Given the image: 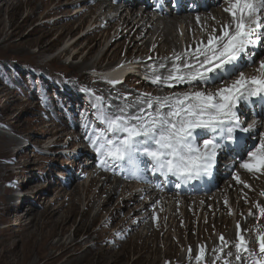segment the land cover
<instances>
[{
	"label": "rangeland",
	"instance_id": "1",
	"mask_svg": "<svg viewBox=\"0 0 264 264\" xmlns=\"http://www.w3.org/2000/svg\"><path fill=\"white\" fill-rule=\"evenodd\" d=\"M112 1L107 0L103 4L100 0H0V264H71L72 261L75 264H86V259L82 262L75 260L84 254L87 244L96 236L87 229L103 203L113 195V188L123 174H129V178L122 180L120 190L107 205V211L100 214L92 231L109 219L127 192L141 195L136 203L138 208L144 205L150 208L149 215L138 228L142 235L147 236L154 231V220L160 222L164 230L172 229L170 242L159 250V254L153 252L157 244L148 237L147 244L151 245V252L139 244L134 250L131 246L129 252L121 258L125 264H132L140 255L144 258V264H174L188 256L189 246L196 256L200 245L219 243L221 234L236 235L237 224L243 230L249 216H252L250 225L255 226L259 222V210L255 205L259 203L264 206V173H252L236 167L233 161L237 156L231 149L223 151L226 152L224 159L230 160V163L223 165L222 162L216 186L209 192H195L196 194H178L176 189H157L155 192L148 189L151 193L146 192V182L150 183L154 177L157 179L155 184L159 187L182 184L180 186H185L190 192L192 190L188 183H183L175 175L152 173L147 157L142 158L149 165L148 170L143 173L145 179L133 177L119 164L115 168L100 164L99 154L86 135V132H92L93 125L90 122L96 120L92 105L97 103V96L107 98L109 106L124 102L117 99L121 96L115 93L107 94L99 90L100 85L111 84L103 72L105 67L116 64L123 71L129 67V70L124 71V75L126 72L130 73L127 79L115 84L125 98L145 93V85L150 84L139 85L144 78V65L162 61L164 53L155 51L157 47L165 50L167 57L171 56L172 50L165 42L164 30H161L164 25L160 29L157 27L165 18L157 20V10L169 13L165 15L168 17L182 18L187 14L173 13L175 9L179 11L186 5L181 0H169V4L163 0H152L149 3L153 4V8L149 9L152 17L143 29L136 32L139 19H134L143 10L142 7L138 9L135 4L138 0H130L128 6L124 4L127 0ZM191 1L192 4L197 3L195 0ZM214 1L212 0L209 9L200 12L215 9L211 17H204L206 20L199 27L194 22L189 25L183 22V26L171 29L170 35L179 43L181 50L188 44L195 46L197 41L206 38L203 30L205 27L210 31L213 27L218 28L216 20L229 19L228 14L223 11L227 5L221 3V0L213 4ZM95 4L97 7L94 8ZM131 8H137V12L127 26V22L123 23L131 18ZM108 21H111L112 26H104ZM152 26L156 28L152 30ZM133 41L137 48L133 47L131 53L126 55ZM94 45L96 46L85 59ZM144 45L149 46L150 52L135 56L137 49ZM262 49L264 50V45L257 47L260 54L256 57V63L246 64L251 67L244 71L246 75L256 74L259 60L264 59ZM138 58L136 64L129 63ZM80 71L85 79L80 78ZM85 88L91 89L95 96L84 91ZM171 90L173 89L163 87L161 92ZM174 90L184 91L186 86L176 87ZM251 110L256 115L251 114ZM261 110L259 106L251 109L244 107L241 118L251 123L258 119L257 113ZM86 124L89 125L87 129ZM95 126L99 127V122ZM203 138L206 137L199 138L201 143ZM257 141L258 134L254 133L247 143L251 148ZM237 174L242 187L238 189L234 185ZM247 174H250V179L246 178ZM221 175L224 176L222 180ZM106 180H109L108 184L91 207L90 200ZM252 181L257 182L256 185ZM197 184H202L199 186L202 188L207 186L201 180ZM211 192H215L214 195H210ZM185 195L192 196L195 202L187 205ZM250 196L255 199L245 203V199ZM152 197L156 200L153 201ZM206 201H209L213 219H223L231 225L229 224L225 233L214 230L200 238L199 229L206 217ZM73 203L76 207H73ZM221 204L223 207H220ZM52 206L51 209L55 207L57 210L48 215L46 210ZM191 207L194 209V225L190 227L188 213ZM240 207H243V211ZM73 208L76 211L70 214L68 211ZM85 211L88 213L84 217ZM250 211L252 215H249ZM122 213L128 215L133 210L124 209ZM63 219L65 220L62 221ZM56 220L59 221L54 222ZM176 222H182L186 228L183 237L172 228ZM114 224L116 221L112 225ZM80 225L83 228L78 233ZM113 231L114 228L109 230L107 238L113 235ZM128 232L132 231L121 233V237H109L106 246L116 247V243L126 241L124 237L128 236ZM162 234L161 242L167 237L166 233ZM190 235H193L191 244ZM180 240L183 242L178 245ZM77 242L80 245L75 247L74 243ZM103 245L104 243H99L97 246ZM166 252L171 254L166 256ZM97 258L95 255L92 263ZM106 259L110 261V258Z\"/></svg>",
	"mask_w": 264,
	"mask_h": 264
},
{
	"label": "snow or ice",
	"instance_id": "2",
	"mask_svg": "<svg viewBox=\"0 0 264 264\" xmlns=\"http://www.w3.org/2000/svg\"><path fill=\"white\" fill-rule=\"evenodd\" d=\"M221 3L227 5L223 8L227 21L212 17L218 28L208 31L205 27L206 38L195 46L188 44L179 52L173 51L156 69L146 71L145 80L173 90L118 97L124 102L110 106L107 98L96 97L97 103L92 105L96 120L90 122L92 132L86 135L102 166L115 168L119 164L133 177L144 178L149 165L142 158L147 157L152 173H170L188 183L211 176L218 155L231 149L239 157L233 161L239 168L264 173V112L257 113L260 118L251 123L241 118L245 106L264 108V59L259 60L254 75L241 70L246 66L244 61L256 63V48L264 45V0ZM181 85L186 90H174ZM83 90L95 96L91 89ZM254 133L258 141L250 148L247 141ZM200 137H206L202 143ZM235 178L240 180L238 174ZM255 206L264 217V206ZM236 227L235 241L230 244L221 234L219 244L211 250L212 257L207 256L206 245H200L194 257L196 264L206 260L211 264H264V233H257V248L253 249L252 238L239 223ZM188 253L191 259V246Z\"/></svg>",
	"mask_w": 264,
	"mask_h": 264
},
{
	"label": "bare ground",
	"instance_id": "3",
	"mask_svg": "<svg viewBox=\"0 0 264 264\" xmlns=\"http://www.w3.org/2000/svg\"><path fill=\"white\" fill-rule=\"evenodd\" d=\"M89 1L90 2H97L99 0H89ZM100 1H103V4L107 2V0H100ZM127 1H125V3H124L126 6L130 5V3H131L130 0H127ZM151 1L152 0H144V1L138 0V2L135 3V4H137L138 9H139V7L143 8V10L134 19V20L139 19V21L137 22L138 28L136 29V32H138L140 29H143V27L147 24L148 21H150V19L152 17L151 14L149 13V9L153 8L152 7L153 4L152 5L149 4ZM163 1H165V3L169 4V0H163ZM195 1H197V3L192 4V3H190V2H192L191 0H181V2H184L186 5H184L183 8H180L179 11H176V9H175V11H173V13L174 14L187 13L186 15H183L182 18H178L177 16L168 17V16H165V15H168L169 13H166L163 10L161 11L160 9L157 10L158 11L157 13H159V16L157 17V20H160L162 17H165V18L162 19L161 24L158 25L157 27L160 29L162 27V25H164V27H162L161 30H164L165 42L167 44H169L170 48L172 49L170 51L171 55L173 54V51H176V52L181 51L179 43L177 44V42H175L173 40L172 36L170 35L171 34L170 33L171 29H173V28L177 29L179 26H183V22L187 23L188 25H189V23L194 22L195 26L199 27V24L203 23V21L206 20V18H204V17H208V16L211 17V15L214 13L215 9L206 11L204 13H200L202 10H206V9H209V7H211L212 0H209V1L208 0H205V1L195 0ZM216 2H219V0H215L213 4H216ZM112 3H114V0L112 1ZM206 3H207V5H206ZM93 7L95 8V7H97V5L95 4ZM115 7H116V9H118L117 6H115ZM131 12H132L131 13V18L128 19V20L126 19L124 21V23H123V24H125L127 22L126 23L127 26L130 24L131 19L135 16L134 13L137 12V8L136 9L135 8H131ZM197 17L200 18L199 21L197 20ZM141 22H144V23L142 25H140ZM104 26H106V27L107 26L108 27L112 26L111 21H108V23L106 25H104ZM155 28L156 27H153V26L151 27L152 30H154ZM96 45H94V46H92L90 48V50H89L88 54L86 55L85 59L88 58V55L92 52V49ZM133 47L137 48V45H136L135 41H133L132 45L128 48V50L126 52V55L131 53V50L133 49ZM156 50L159 51V52L164 53V57L162 59V61H164V59L167 57L166 56V51L163 50L161 47H157L155 49V51ZM263 51L264 50L262 49V52ZM148 52H150L149 46L148 45H144V46H141V47H139L137 49V52H136L135 56L137 54L143 55V54L148 53ZM256 52H257V56H259L260 52H258L257 48H256ZM138 60H139V58L136 59L135 61H133V62L131 61L129 63L136 64L138 62ZM160 62L161 61H155V62H151L149 64V66H145L144 65V67H145L144 68V76L146 74V71L147 72H151L154 69H156ZM129 63H127V64H129ZM244 64L246 65V64H248V62L244 61ZM128 68H126V70ZM250 69H251V67L246 65L242 71H247V70H250ZM126 70H124V71H126ZM124 71H123V69L120 66H117L116 64H111V65L105 67L103 72H104L106 78L109 79V80H119V79L121 80L122 77L124 76ZM81 74H80V78L82 79L83 78V73L81 72ZM83 79H85V78H83ZM143 84H150L151 86L150 85H145V90H146V92H152L153 94L161 93L162 88H163L162 86H157V85L151 84L149 81L145 80L144 78L139 83V85H143ZM181 86H184V85H181ZM178 87H180V86H178ZM99 90L102 91L103 93L104 92L107 93V94L115 93L117 96L124 97L122 91L117 89V87H115V85H113V84L106 83L104 85H100V89ZM245 107H246V109H248L247 106H245ZM261 112H264V108H262ZM250 113L251 114L254 113V115H256L255 112H252V110L250 111ZM257 117H258V119L260 118L258 115H257ZM225 153L226 152L222 151L218 155V158H217L218 164L216 165V167L213 168L211 176L204 175V176L200 177V180H204L203 181V182H205L204 184L207 185L205 189L202 188V187L198 188V187L195 186L197 181H198L196 179L188 182V187L190 186L192 188L191 192H190V189L185 188V186L177 187L175 184L174 185L173 184L164 185L163 187H159L158 185L155 184L157 182V179H156V177H154V179L152 180L153 182L152 181H150V183H149V181H147L148 183L146 182V184H145V186H147L146 187V190H147L146 192H150V191H154L155 192V191H158L157 189H162V190L165 189L164 191L171 190V189H176L177 192H179L178 194H184V193L185 194H191L192 192H194V193L195 192H200V193L201 192H209V190H211V188H214L216 186L217 180H219L218 178H219L220 173H218V172L221 170L219 168H220L222 162H223V165H227L228 162L230 163V160H225L224 159V157L226 155ZM238 159H239V157L237 156V158L235 160H238ZM223 160H225V161H223ZM145 163H146V159H145ZM236 167H239L238 164H236ZM227 169L229 170V167H227ZM230 171H231V169H230ZM98 174L103 175V173H98ZM249 175L250 174H247L246 178L250 179ZM94 177H97V175H95ZM223 177L224 176L221 175V180L223 179ZM127 178H129V174H123L122 175L121 179L117 181L118 184L113 188V191H114L113 195H111L108 198V200H106V202L103 203V205H102L101 209L99 210L98 214L94 217L92 225L87 230H89V233H92V234L94 233L96 236H95V238L93 240H90V244H87L88 247H86L87 249L84 252V254L79 256V257H77V259L75 261L82 262L83 259H86L87 261L86 260H85L86 262L84 261L86 264H125L122 261L121 258L124 257L123 255H126L129 252V249H130L131 246H133V250H134V249H136V247L139 244V245L143 246L146 250L151 252V245L147 244L148 237L152 238V242H155L157 244V246H156L157 248L153 252L158 253V254H159V250H161L162 248L166 247L165 246L166 243L170 242L169 241L170 237H171V231L170 230H172V229L164 230V228L161 226L160 222H158L157 220H154L155 223H156L155 224V228H154V231L150 235L144 236V235H142L139 232L138 228L143 224L144 220L149 215L148 212H149L150 208H149L148 205H144L142 208H138L137 207L136 203H137L138 198L141 195H139V193H135V192H127L126 197L124 198V200L121 203H119L117 205V207H115V210L112 212V214L109 217V219L105 220L100 225V227L98 229H96L95 231H92L93 230V226L95 225V223L100 218V214L103 211H107V205H109V203L113 199L114 195L117 194L118 191L120 190L119 188L122 186V182L124 181V179H127ZM108 182H109V180H106L105 182H103L102 187L100 188V190L92 197V199L89 202L91 207L93 206V203H94L95 199L98 197L99 193H101L104 190V187L106 186V184H108ZM193 183H195V184H193ZM252 183L254 185H256L257 182L252 181ZM180 185H182V184H180ZM234 185L237 187V189L238 188H242V187H240V183L237 180L235 181ZM127 191H129V190H127ZM214 193L215 192H211L210 195H214ZM70 196H71V194H70ZM185 196H186L185 200L188 202L187 205L190 206L191 204H193L195 202V199L191 198L192 196H188V195H185ZM251 197L252 196H250L249 198L245 199L246 201H244V202L248 204L252 199H255L254 196L252 198ZM151 199L153 201L156 200L154 197H152ZM207 199H209V196H208ZM72 205H73V207H76L75 203H73ZM220 207H223V204H221ZM51 208H53V206L48 208V210H46L48 215L54 214L56 212V210H57L55 207H54L55 210L51 209ZM124 209H128V211L129 210L130 211L133 210V213H131V214L128 213V215H123L122 210H124ZM74 211H76L75 208H73L72 211H68V212L71 214V212H74ZM241 211H243V207L241 208ZM87 213H88V211H85L83 216L85 217L87 215ZM204 213H205L206 217L203 219V221L201 223V227L199 229L200 238H204L205 236L210 234V232L212 233L214 230H218V231H221V232H224V233L227 232L226 230L229 228V224L230 223H225V221L223 219H219V218L213 219L212 209L209 208V201L208 202L206 201V206H205V209H204ZM193 214H194V209L191 207L190 210H189V213H188L189 220H190V227L194 225V219L192 217ZM74 215H75V213H74ZM64 220L65 219H63L62 221H64ZM251 220H252V216L247 217V220H246V223H245V225L243 227V230L245 231L247 236H250L252 238L251 241H250L251 247L253 249H256L257 245H256L255 241H256L257 233L258 232L262 233L264 231V217L260 216L259 222L255 226L250 225V221ZM58 221L59 220H56L54 222H58ZM115 221H116V224L112 225L113 222H115ZM206 225H207V227H206ZM55 226H57V225H55ZM80 226H79V228L77 230L78 233L83 228V226H81V227ZM111 228H114V231H113L114 233H111L113 235H111L109 237H114L115 235L120 236L121 233L127 232L128 230H131L132 232H128V236L124 237L126 241H124V242H119L118 241L119 243L118 244L116 243V247L114 246L115 248L114 247H107L106 246L107 245L106 244V240L109 238V237L107 238V233L109 232V230ZM172 228L175 229L180 234V236H182V237L184 236L186 228L184 227L182 222H176V224H174ZM161 233H163V234L166 233L167 234V237L163 239V242H161V240H160ZM189 237H190L189 238V243L191 244L192 241H193V235H190ZM225 237L227 238V240L229 241L230 244L233 241H235V239H236V235L230 234V233H227L225 235ZM115 240H117V239H114V241ZM182 242H183V240H180V242H178L177 244L178 245L182 244ZM99 243H104V245L99 247V246H97ZM218 244L219 243L216 242L215 244L206 246L207 249L209 250L207 252V256L208 257H212L213 256V252L211 250L215 249ZM79 245H80V243H78V242L74 243L75 247H77ZM96 248H100V250L97 251ZM231 251L234 252L235 249H231ZM131 252L132 251H130V253ZM38 254H39V252H38ZM170 254L171 253L166 252V256H168ZM172 254H174V253H172ZM95 255L98 256V258H97L98 260L95 263H92L93 258H94ZM194 257H195V255L191 253V259H190L189 254H188V256L184 260L177 261V263H174V264H196V262L194 260ZM78 258H80V259H78ZM106 258H110L109 259L110 261H108ZM71 264H75L74 261H72ZM132 264H144V258L142 257V255H140ZM205 264H211V260H206ZM219 264H222V261H220ZM243 264H247V262L244 261Z\"/></svg>",
	"mask_w": 264,
	"mask_h": 264
}]
</instances>
